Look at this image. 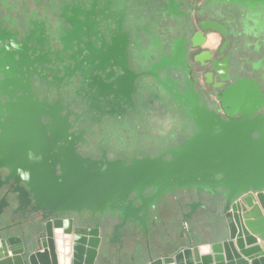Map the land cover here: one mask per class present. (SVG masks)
<instances>
[{"label":"flooded vegetation","instance_id":"af4514ba","mask_svg":"<svg viewBox=\"0 0 264 264\" xmlns=\"http://www.w3.org/2000/svg\"><path fill=\"white\" fill-rule=\"evenodd\" d=\"M161 58L166 67L152 75L150 63ZM240 79L257 83L264 98V0H0V106L15 101L4 91L30 90L56 113L81 158L167 159L196 131L189 112L229 119L221 97ZM5 176L0 169V227L40 232L42 212L26 199L18 208ZM154 195L144 189L142 204L130 193L126 211L135 215L125 222L108 210L103 218L89 211L56 218L99 224L97 264L102 249L107 264H146L169 253L171 242L201 243V231L214 233L227 220L220 192Z\"/></svg>","mask_w":264,"mask_h":264},{"label":"water","instance_id":"95a60500","mask_svg":"<svg viewBox=\"0 0 264 264\" xmlns=\"http://www.w3.org/2000/svg\"><path fill=\"white\" fill-rule=\"evenodd\" d=\"M166 65L162 58L153 61L150 73ZM8 74L13 78L15 71ZM17 89L4 91L15 101L0 106V169L6 171L5 182L15 184L18 208L26 199L42 212L43 222L40 232L31 225L0 227V264H61V234L74 238L67 264H97L99 224L74 225L71 218H56V212L89 211L103 218L106 210L115 211L125 222L134 214L126 211L128 195L136 193L143 204L146 188L154 189L155 198L173 189L211 197L220 192L227 219L210 243L171 242L169 253L146 264H264V116L258 113L264 98L257 83L240 79L223 92L221 105L229 119L203 110L189 112L196 131L167 150V159L147 157L129 164L75 154L56 113L35 102L28 89L15 95ZM41 116L52 122L41 124ZM66 142L68 146L62 144ZM4 207L0 203V214Z\"/></svg>","mask_w":264,"mask_h":264},{"label":"bare ground","instance_id":"6f19581e","mask_svg":"<svg viewBox=\"0 0 264 264\" xmlns=\"http://www.w3.org/2000/svg\"><path fill=\"white\" fill-rule=\"evenodd\" d=\"M255 212H253L254 214ZM73 235L70 234L67 237H65L63 234H61L58 238V246H59V252H60V262L61 264H67L68 262V257L70 256V252H69V246L70 244L73 243ZM67 256V260L66 257Z\"/></svg>","mask_w":264,"mask_h":264},{"label":"crops","instance_id":"0c3cea01","mask_svg":"<svg viewBox=\"0 0 264 264\" xmlns=\"http://www.w3.org/2000/svg\"><path fill=\"white\" fill-rule=\"evenodd\" d=\"M200 234L203 236V239L201 240V243H210L212 241L213 235L206 232V231H201Z\"/></svg>","mask_w":264,"mask_h":264},{"label":"rangeland","instance_id":"374dc122","mask_svg":"<svg viewBox=\"0 0 264 264\" xmlns=\"http://www.w3.org/2000/svg\"><path fill=\"white\" fill-rule=\"evenodd\" d=\"M218 228V230H219V225L217 226ZM210 234H212L213 235V233L211 232ZM213 239V238H212ZM102 247H104L105 248V246H102ZM103 252H104V250L102 249V254H101V258H100V260H99V263L98 264H105L104 262H106V259H105V254L103 255Z\"/></svg>","mask_w":264,"mask_h":264},{"label":"built area","instance_id":"2783aa9c","mask_svg":"<svg viewBox=\"0 0 264 264\" xmlns=\"http://www.w3.org/2000/svg\"><path fill=\"white\" fill-rule=\"evenodd\" d=\"M255 194V193H254Z\"/></svg>","mask_w":264,"mask_h":264}]
</instances>
